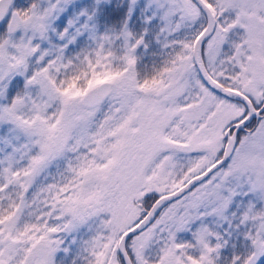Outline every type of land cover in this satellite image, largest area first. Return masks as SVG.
Wrapping results in <instances>:
<instances>
[{
	"label": "snow or ice",
	"instance_id": "1",
	"mask_svg": "<svg viewBox=\"0 0 264 264\" xmlns=\"http://www.w3.org/2000/svg\"><path fill=\"white\" fill-rule=\"evenodd\" d=\"M0 264H264V0H0Z\"/></svg>",
	"mask_w": 264,
	"mask_h": 264
}]
</instances>
